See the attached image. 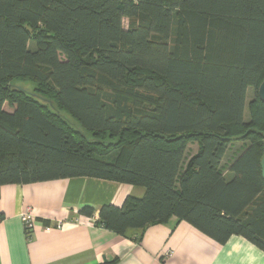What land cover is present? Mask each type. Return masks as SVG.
Returning <instances> with one entry per match:
<instances>
[{"label": "trees", "instance_id": "16d2710c", "mask_svg": "<svg viewBox=\"0 0 264 264\" xmlns=\"http://www.w3.org/2000/svg\"><path fill=\"white\" fill-rule=\"evenodd\" d=\"M263 80L264 0H0V195L115 180L145 194L79 214L118 234L177 217L264 250Z\"/></svg>", "mask_w": 264, "mask_h": 264}, {"label": "crops", "instance_id": "0c3cea01", "mask_svg": "<svg viewBox=\"0 0 264 264\" xmlns=\"http://www.w3.org/2000/svg\"><path fill=\"white\" fill-rule=\"evenodd\" d=\"M5 109L13 110L8 104ZM144 194L142 186L89 176L5 184L0 195V264H264V250L247 238L233 235L219 243L177 217L118 234L79 214L84 206H121L127 196ZM29 207L35 216L31 240L23 219ZM167 251L172 255L165 256Z\"/></svg>", "mask_w": 264, "mask_h": 264}, {"label": "rangeland", "instance_id": "374dc122", "mask_svg": "<svg viewBox=\"0 0 264 264\" xmlns=\"http://www.w3.org/2000/svg\"><path fill=\"white\" fill-rule=\"evenodd\" d=\"M125 26L128 25V21L125 20ZM12 84L18 86V87H21V88H24V89H27V90H30V91H33L35 86H36V83L33 82L32 80L28 79V78H17V79H14L12 81ZM253 95V91L252 89L249 90L248 92V100L251 99ZM9 108V107H8ZM246 118L248 117V114L246 112L245 114ZM244 141L242 142H233V144L231 145V147L229 148V152L227 154V157H226V161L225 164H228L231 160H230V157L234 155V158L239 155L242 151H243V146H244ZM231 155V156H230Z\"/></svg>", "mask_w": 264, "mask_h": 264}, {"label": "built area", "instance_id": "2783aa9c", "mask_svg": "<svg viewBox=\"0 0 264 264\" xmlns=\"http://www.w3.org/2000/svg\"><path fill=\"white\" fill-rule=\"evenodd\" d=\"M94 218L97 219V216L95 215ZM23 219H24L26 234L27 236H29L35 225V216L32 208L29 207L26 209V211L23 214ZM74 221L79 222V217H75ZM56 227L61 229L63 227V222L62 221L58 222ZM171 255H172V251H167L165 253V256H171Z\"/></svg>", "mask_w": 264, "mask_h": 264}, {"label": "water", "instance_id": "95a60500", "mask_svg": "<svg viewBox=\"0 0 264 264\" xmlns=\"http://www.w3.org/2000/svg\"><path fill=\"white\" fill-rule=\"evenodd\" d=\"M258 96L262 102H264V80L261 82V84L258 87ZM261 168H262V175L264 177V153L261 158Z\"/></svg>", "mask_w": 264, "mask_h": 264}]
</instances>
